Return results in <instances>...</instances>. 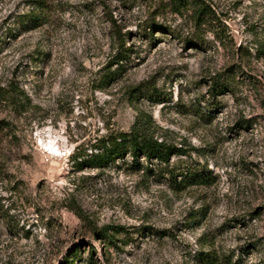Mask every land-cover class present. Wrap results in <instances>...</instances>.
Wrapping results in <instances>:
<instances>
[{
	"label": "rangeland",
	"instance_id": "1",
	"mask_svg": "<svg viewBox=\"0 0 264 264\" xmlns=\"http://www.w3.org/2000/svg\"><path fill=\"white\" fill-rule=\"evenodd\" d=\"M7 85L0 264H264V0H0ZM136 122L185 153L77 168Z\"/></svg>",
	"mask_w": 264,
	"mask_h": 264
},
{
	"label": "trees",
	"instance_id": "2",
	"mask_svg": "<svg viewBox=\"0 0 264 264\" xmlns=\"http://www.w3.org/2000/svg\"><path fill=\"white\" fill-rule=\"evenodd\" d=\"M178 2H185V0H172ZM39 8H42L40 1H36ZM47 18L40 9V12L33 11L23 15L21 25L26 27L27 30L36 29L44 25ZM125 50L115 53L112 58V64H118V61H122L124 58ZM118 74V69L113 71L108 70L104 75V81L108 82L110 79H114V76ZM217 83H214V85ZM141 91L140 88H137ZM213 95H218L224 91V88L217 86L212 87ZM0 103L10 108L16 114L27 112L28 107L31 106L29 98L19 88L10 86H0ZM148 126L147 122H136L129 133H114L97 142L95 146L96 153L91 154L86 160L76 162L77 168H107L110 165H114L118 160H124L127 157L131 158V163L134 168L141 169L139 160L143 158L147 162H153L158 164H168L171 157L182 156L185 152L181 148H176L172 145H168L165 142L158 141L152 137L146 130ZM0 130H5L10 140L16 139V130L10 122H0ZM146 171L149 169L145 168ZM170 173V172H165ZM182 187V185H180ZM216 255V254H215ZM72 257H74L72 255ZM201 264H219L222 262L221 258L216 256L205 254L201 255L197 259ZM64 264H72V261H64Z\"/></svg>",
	"mask_w": 264,
	"mask_h": 264
}]
</instances>
